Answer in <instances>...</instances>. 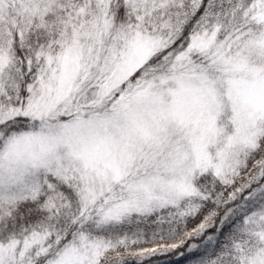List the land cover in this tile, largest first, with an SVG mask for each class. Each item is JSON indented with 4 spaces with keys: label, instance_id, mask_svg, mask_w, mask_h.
I'll use <instances>...</instances> for the list:
<instances>
[{
    "label": "snow or ice",
    "instance_id": "snow-or-ice-1",
    "mask_svg": "<svg viewBox=\"0 0 264 264\" xmlns=\"http://www.w3.org/2000/svg\"><path fill=\"white\" fill-rule=\"evenodd\" d=\"M0 264H264V0H0Z\"/></svg>",
    "mask_w": 264,
    "mask_h": 264
}]
</instances>
